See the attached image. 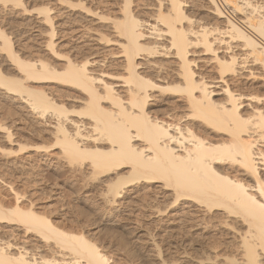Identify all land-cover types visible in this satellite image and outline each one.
Instances as JSON below:
<instances>
[{
  "label": "bare ground",
  "instance_id": "bare-ground-1",
  "mask_svg": "<svg viewBox=\"0 0 264 264\" xmlns=\"http://www.w3.org/2000/svg\"><path fill=\"white\" fill-rule=\"evenodd\" d=\"M203 1L210 25L187 0H46L34 9L36 56L0 26L15 73L0 68V99L21 109L15 126L0 120L10 146L0 168L15 153L51 161L54 151L56 167L120 212L136 188L159 183L165 201L145 199L141 211L197 231L176 242L185 258L160 264H264V0ZM23 2L0 0L27 12ZM18 130L41 142L21 144ZM12 191L13 205L0 202V264H117ZM51 244L60 254L49 258ZM129 246L124 264H136Z\"/></svg>",
  "mask_w": 264,
  "mask_h": 264
},
{
  "label": "rangeland",
  "instance_id": "rangeland-1",
  "mask_svg": "<svg viewBox=\"0 0 264 264\" xmlns=\"http://www.w3.org/2000/svg\"><path fill=\"white\" fill-rule=\"evenodd\" d=\"M45 1L30 0L29 5H27V0H24L23 4H25L24 7L27 6V12H24L22 6H15L13 3H6V6H4L0 3V7H4L3 10L1 9L0 26L4 25L2 28L13 34L12 39L15 42V47L24 50L21 52L25 56H36L40 47L44 46V28L38 26L35 19L38 16L36 10L45 4ZM187 1L189 2L188 10L191 16L200 19L201 22L207 25L214 22L208 15L207 5L203 0ZM196 4L203 5L202 10L194 9L193 5ZM5 58V53L1 51L0 68L5 75L10 74L11 76L13 74L12 76H14L15 73L12 72L14 66H10V62L6 61ZM0 108L5 114L4 117H7V120L3 117H0V120L7 123L16 120L17 115L10 116L11 112L21 111L20 108L3 99H0ZM18 123H13V126ZM30 123L35 126L34 120L31 119ZM17 133V138L20 139L21 144L28 142L38 144L41 142L37 138L32 139L24 131L18 130ZM2 135L1 133L0 146L9 149L10 146L7 145ZM13 151L17 152L18 146H14ZM53 152L49 157L51 161H45L44 157L35 153H32L31 159L23 160L22 156H27V153H15L14 158L10 160L12 163L7 168H0V202L4 203L5 206L13 205L16 202V197L12 189L19 192L22 195L20 199L22 204L31 205L32 203L37 211L48 215L60 227L85 233L88 238L97 242L117 264L126 262L123 256L125 244L130 245L131 253L138 251L141 254L139 259H135L136 264H160L163 257L171 258L174 256L180 257L181 255L179 259L185 258L183 254L174 255V248L176 249L177 243L182 244V241L193 239V237L195 239L197 231L190 229L191 232H188L190 231L189 227L185 225H183L184 228L182 225H169L166 223V217L163 216L157 218L147 217L148 213L140 209V204L145 199L156 198L165 201L164 198H161L164 191L158 188L161 184H153L152 189L148 192L141 189V187L136 188L135 193L129 196V201L131 200L132 205H134L131 207L133 211H116L112 206L103 204L100 196H98L99 194L90 191V186L86 187L84 186L85 183L81 182L84 186L81 190L75 178L63 173L62 170L56 167ZM10 188L12 189L10 190ZM184 235L186 236L184 237ZM16 240L18 241V239L13 238L12 242H17ZM155 243L163 246L160 245L164 252L161 258L153 250ZM51 245L52 247L50 246V249L43 253L49 258L60 254H57L58 249L53 247V244ZM178 247L181 252L183 246ZM189 247L191 248V246ZM170 253L173 255L170 256Z\"/></svg>",
  "mask_w": 264,
  "mask_h": 264
}]
</instances>
